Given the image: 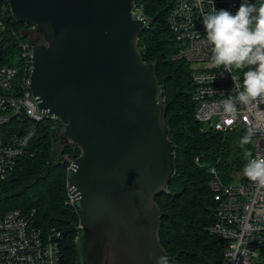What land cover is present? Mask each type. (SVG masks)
Segmentation results:
<instances>
[{"label": "water", "instance_id": "water-1", "mask_svg": "<svg viewBox=\"0 0 264 264\" xmlns=\"http://www.w3.org/2000/svg\"><path fill=\"white\" fill-rule=\"evenodd\" d=\"M36 26L31 90L81 154L68 171L82 231L78 264H169L156 196L176 174L154 63L139 48L136 0H8Z\"/></svg>", "mask_w": 264, "mask_h": 264}, {"label": "trees", "instance_id": "trees-1", "mask_svg": "<svg viewBox=\"0 0 264 264\" xmlns=\"http://www.w3.org/2000/svg\"><path fill=\"white\" fill-rule=\"evenodd\" d=\"M1 3L10 13L8 0H0ZM136 4L147 21L139 48L144 60L155 64L175 154L176 174L169 190L155 198L162 211L160 244L170 255L169 264H220L225 243L211 230L216 202L209 186L213 175L210 171L216 168L224 181L235 180L252 156L253 141L242 146L245 129H206L194 117L195 85L190 67L185 60L176 58L179 44L167 21L171 0H136ZM10 23L18 30L24 25L12 17ZM40 39L43 41V34ZM19 41L5 35L0 42V66L17 59ZM0 129L1 138L16 134L25 141L27 150L0 183V216L11 209L35 210V221L40 227H54L62 232V264H78L77 238L82 231L78 227L82 221L78 206L66 203L70 168L66 156L74 161L80 156V149L63 137L62 122L50 116L40 121L16 117ZM246 152L251 156H246Z\"/></svg>", "mask_w": 264, "mask_h": 264}, {"label": "built area", "instance_id": "built-area-1", "mask_svg": "<svg viewBox=\"0 0 264 264\" xmlns=\"http://www.w3.org/2000/svg\"><path fill=\"white\" fill-rule=\"evenodd\" d=\"M255 3L256 0H250ZM242 0H171L167 21L179 44L176 58L185 60L190 67L195 85V116L198 121L216 131L253 128L251 158L264 155V100L249 104L236 103L232 123L225 122L224 101L235 96L232 75L242 84L243 71L233 68L230 73L223 66L214 67L210 46L206 42L203 13L225 9L233 14ZM134 15L146 18L136 4ZM0 4V42L9 35L19 39V56L13 63L0 66V126L8 125L16 117L27 116L40 121L50 116L39 110L31 90L33 47L42 33L29 23L16 29L10 23L12 14ZM146 25V24H145ZM24 35L25 39H20ZM231 119V117H229ZM27 152L25 141L12 134L0 137V183ZM68 162L73 161L66 156ZM211 189L216 202L212 232L225 243L220 264H264V187L246 176L239 181H224L216 168H211ZM69 189V188H68ZM67 192L66 203L76 206V196ZM35 210L11 209L0 216V264H62V232L40 227L35 221ZM78 228H82V224Z\"/></svg>", "mask_w": 264, "mask_h": 264}, {"label": "clouds", "instance_id": "clouds-1", "mask_svg": "<svg viewBox=\"0 0 264 264\" xmlns=\"http://www.w3.org/2000/svg\"><path fill=\"white\" fill-rule=\"evenodd\" d=\"M206 42L210 46L214 67L223 66L243 70L242 84L232 75L235 96L224 101L225 122L230 124L236 115V103L249 104L264 100V0H242L233 14L229 10L215 8L203 13ZM231 117V119H229ZM254 129L249 128L241 139V145L252 143ZM250 157L251 153L246 152ZM243 174L249 180L264 187V155L250 158L243 167ZM160 259L157 264H160Z\"/></svg>", "mask_w": 264, "mask_h": 264}, {"label": "rangeland", "instance_id": "rangeland-1", "mask_svg": "<svg viewBox=\"0 0 264 264\" xmlns=\"http://www.w3.org/2000/svg\"><path fill=\"white\" fill-rule=\"evenodd\" d=\"M34 41H35V43H41L42 42V39H40V35H38V37ZM205 127H206V129L209 128V126H206V125H205ZM0 131H1V129H0ZM242 176H243V174L237 173L235 175V181H239Z\"/></svg>", "mask_w": 264, "mask_h": 264}]
</instances>
